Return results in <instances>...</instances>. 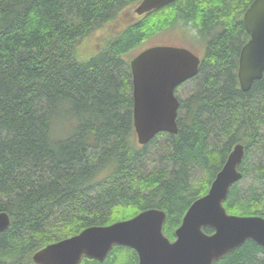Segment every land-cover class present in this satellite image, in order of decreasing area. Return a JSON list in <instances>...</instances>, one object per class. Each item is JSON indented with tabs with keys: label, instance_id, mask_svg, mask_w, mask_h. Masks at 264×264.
Returning <instances> with one entry per match:
<instances>
[{
	"label": "trees",
	"instance_id": "trees-1",
	"mask_svg": "<svg viewBox=\"0 0 264 264\" xmlns=\"http://www.w3.org/2000/svg\"><path fill=\"white\" fill-rule=\"evenodd\" d=\"M253 1L175 0L94 42L141 0H0V211L11 218L0 264H36L32 255L50 243L153 207L166 212L174 240L237 143L246 148L243 177L224 205L264 217V73L247 91L238 78ZM176 24L205 43L186 81L194 89L178 97V133L140 145L125 56ZM163 136L167 164L147 170L150 144ZM138 262L135 249L115 245L103 261L80 264ZM213 264H264V247L247 240Z\"/></svg>",
	"mask_w": 264,
	"mask_h": 264
},
{
	"label": "water",
	"instance_id": "water-1",
	"mask_svg": "<svg viewBox=\"0 0 264 264\" xmlns=\"http://www.w3.org/2000/svg\"><path fill=\"white\" fill-rule=\"evenodd\" d=\"M173 1L141 0L135 12L141 16ZM243 18L250 39L240 53L238 78L247 91L264 73V0H254ZM200 61L185 47L166 45L147 47L130 60L138 144L161 132L178 133L176 89L197 74ZM245 155V146L235 144L207 194L186 211L174 240L164 232L166 212L153 207L110 225L86 227L40 248L32 259L36 264H80L84 257L103 261L115 245H123L137 251L138 264H213L247 240L264 247V217L231 214L224 205L231 187L243 177ZM10 225L9 214L0 211V232ZM205 227L214 232H205Z\"/></svg>",
	"mask_w": 264,
	"mask_h": 264
},
{
	"label": "rangeland",
	"instance_id": "rangeland-1",
	"mask_svg": "<svg viewBox=\"0 0 264 264\" xmlns=\"http://www.w3.org/2000/svg\"><path fill=\"white\" fill-rule=\"evenodd\" d=\"M138 5V4H137ZM136 5V6H137ZM136 6L128 7L123 12V16L115 22L107 24L105 28L97 30L93 34V41H98L103 36H108L111 33H115L121 30L126 24L129 22H133L137 19L138 15L135 12ZM97 42L95 44H99ZM154 45H166V46H177V47H185L195 53L197 56L202 57L205 50V43L199 41L196 37V34L192 32L190 29L182 27L176 24L174 27L158 33L148 40H146L143 44L132 50L128 53L125 58L132 59L137 53L142 51L143 49L154 46ZM194 89V84L192 82H185L181 87L177 89V95L180 98H184L188 96ZM137 140V135H136ZM138 142V141H137ZM169 151L168 145V137L163 136L157 139L156 142L150 144L148 156L146 159V167L147 170H151L155 167L164 166L167 164L166 161V153ZM255 159V158H254ZM202 172L198 171L194 174V181L202 176ZM247 180L244 181V183Z\"/></svg>",
	"mask_w": 264,
	"mask_h": 264
},
{
	"label": "bare ground",
	"instance_id": "bare-ground-1",
	"mask_svg": "<svg viewBox=\"0 0 264 264\" xmlns=\"http://www.w3.org/2000/svg\"><path fill=\"white\" fill-rule=\"evenodd\" d=\"M160 8V7H159ZM155 9H158V8H155ZM154 10V9H153ZM150 12V11H149ZM144 15V14H143ZM142 16V15H141ZM243 20H244V18H243ZM244 25H245V23H244ZM246 29V28H245ZM247 31V30H246ZM248 33V32H247ZM250 39V38H249ZM133 100H134V98H133ZM180 101V100H179Z\"/></svg>",
	"mask_w": 264,
	"mask_h": 264
}]
</instances>
